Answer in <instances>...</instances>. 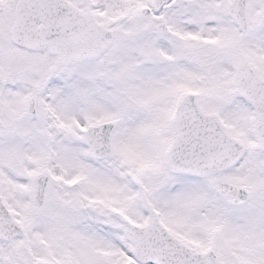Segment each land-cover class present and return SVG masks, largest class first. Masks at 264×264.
<instances>
[{
  "label": "snow or ice",
  "instance_id": "obj_1",
  "mask_svg": "<svg viewBox=\"0 0 264 264\" xmlns=\"http://www.w3.org/2000/svg\"><path fill=\"white\" fill-rule=\"evenodd\" d=\"M0 264H264V0H0Z\"/></svg>",
  "mask_w": 264,
  "mask_h": 264
}]
</instances>
